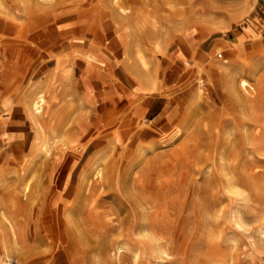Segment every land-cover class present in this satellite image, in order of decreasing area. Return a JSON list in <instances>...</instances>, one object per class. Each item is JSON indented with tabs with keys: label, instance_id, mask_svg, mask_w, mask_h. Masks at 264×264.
Wrapping results in <instances>:
<instances>
[{
	"label": "rangeland",
	"instance_id": "obj_1",
	"mask_svg": "<svg viewBox=\"0 0 264 264\" xmlns=\"http://www.w3.org/2000/svg\"><path fill=\"white\" fill-rule=\"evenodd\" d=\"M28 1L0 0V18L12 19L19 32L28 34L33 25L17 19V8L28 9L26 15L19 12L28 18L53 11L51 25L64 21L59 13L67 8L73 24L81 17L79 22L97 37L92 43L104 44L100 32L107 30L105 49L114 52L116 63L137 36L133 18L116 16L119 6L143 12L155 24L137 37L154 80L152 71L159 68L162 89L159 108H145L125 136L118 131L129 111L113 115L116 122L109 118L112 109L97 120V109L92 118L89 109V118L82 120L68 111L56 122L58 133L47 150L37 137L34 151L13 161L18 166L14 180L0 185V256H7L1 237L12 225L20 234L17 243L7 238L9 264H264V0H120L117 5L54 0L43 9L36 0ZM104 5L110 15H104ZM201 26L206 31L192 46L184 34ZM124 31L128 36L119 35ZM90 37L85 33V43ZM225 46L235 53L227 54ZM196 57L205 58V71L198 70ZM228 59L243 65L237 77L254 86L252 93L241 91L255 101L252 109L227 92V77L217 66ZM191 70L183 83L181 76ZM157 109L163 111L158 131L146 132ZM78 125L84 136H78L83 138L78 148L56 143L65 133L75 134ZM119 245L127 249L116 255Z\"/></svg>",
	"mask_w": 264,
	"mask_h": 264
},
{
	"label": "crops",
	"instance_id": "obj_2",
	"mask_svg": "<svg viewBox=\"0 0 264 264\" xmlns=\"http://www.w3.org/2000/svg\"><path fill=\"white\" fill-rule=\"evenodd\" d=\"M39 7L43 9L44 5ZM25 9V7L21 8L23 14L28 11ZM17 10L14 12L18 15L17 19H28L33 25V31L23 34L18 31L17 27L20 29L18 24L14 25L7 18H0V185L3 180H14L13 174L18 166L14 165L13 161H23L34 151L39 136L35 123L38 121L45 126L48 121H52V113L57 108L60 109L61 115L68 111L71 114H79L75 120H82L81 118L85 116L89 118V109L92 113L91 118L93 111L98 110L96 120L110 109L113 110L110 119L113 115L117 117L120 113L129 111L130 113L128 112L123 120L131 123L134 118L141 119L145 108L146 112L151 110L152 105L159 108V92L162 89L159 83V68L152 71L156 82L154 89L146 90L128 70L124 56L118 63L115 62L114 52L108 53L105 49L107 48L105 39L108 35L105 28L103 31L101 28L98 29L105 38L104 44H94L92 39L97 37L88 30L87 23H80L81 17H76L73 24L72 18L67 17V8L62 9L66 14L59 13L64 17V21L54 25H51L53 19V15L50 16L51 11L43 10L39 15L28 18L20 17L21 10L19 11L18 8ZM115 19L120 23L119 17ZM77 22L81 25L79 26ZM43 24H49L50 27H41ZM85 33L91 36L89 44L85 43ZM128 34L129 31H124L119 35L128 36ZM183 43L186 42L183 40ZM118 48L119 46L116 45L114 51ZM102 60L104 64H101ZM158 60L159 52L157 64H159ZM117 70L124 79L119 77ZM112 74L116 75L114 81L111 78ZM42 91L48 100L47 109L42 118H36L32 103ZM137 102L139 105L132 109ZM99 104H105L101 112L98 109ZM163 111L159 113L157 109L150 120L151 126L145 129L146 132L151 131L152 127L154 131H158L157 127ZM115 117L112 122H116ZM107 119L106 117L104 120ZM79 128L81 127L78 125L77 129ZM80 130L72 135L65 133L69 146L78 148L83 142L84 136L79 133ZM91 133H93L92 129L87 135H92Z\"/></svg>",
	"mask_w": 264,
	"mask_h": 264
},
{
	"label": "bare ground",
	"instance_id": "obj_3",
	"mask_svg": "<svg viewBox=\"0 0 264 264\" xmlns=\"http://www.w3.org/2000/svg\"><path fill=\"white\" fill-rule=\"evenodd\" d=\"M19 1H21L23 4H29L28 2V0H19ZM54 2V0H36V3H37V6L39 7V5H45V4H47L48 2ZM134 1V0H133ZM81 2V1H80ZM112 2H114L115 4L117 3H120V0H112ZM53 5L55 4V2L54 3H52ZM116 4V5H117ZM3 5V4H2ZM52 5V6H53ZM103 5V4H102ZM104 8H105V10H106V13L107 14H104V15H110V12L108 11V9L106 8V6L104 5L103 6ZM115 7V6H114ZM45 8V7H44ZM8 10V9H7ZM93 11V10H92ZM5 12V11H4ZM12 12V11H11ZM98 12V11H97ZM53 11H51V13H50V16H52L53 15ZM96 13V12H95ZM117 13H119L118 15L116 14V16H120L121 18H123V19H126V18H133V29H134V32L136 33L137 32V36L139 35V33L144 29V27L146 26V25H148V24H151V23H153V21L151 20V18H147L146 17V15L143 13V12H141V13H138V12H134V11H132V9H127V8H124V7H122L121 5L119 6V8H118V12ZM8 14V13H7ZM115 14V13H114ZM176 14L177 15H180L178 12H176ZM10 16H13V15H10ZM2 17H4V16H2ZM18 17V16H17ZM92 17H97V16H93L92 15ZM115 17V16H114ZM16 18V17H15ZM53 18V17H52ZM118 18V17H117ZM121 18H119V19H121ZM5 19V18H4ZM36 19V18H35ZM97 19V18H96ZM12 20V19H11ZM10 20V21H11ZM53 20V19H52ZM7 21V20H6ZM13 21H15L14 19H13ZM49 21V20H48ZM7 23V22H6ZM17 23V22H16ZM19 23V22H18ZM36 23V22H35ZM153 24H155V23H153ZM17 25V24H16ZM17 26H19V25H17ZM16 26V27H17ZM160 26H162V25H160ZM5 27V26H4ZM10 28H11V26H10ZM18 28V30H19V27H17ZM13 30V29H12ZM205 31H206V29L204 28V27H191V28H188L187 30H186V32H185V36L188 38V40L190 41V43H191V45L193 46V44H195L194 43V40H195V37L196 36H203V34L205 33ZM13 32V31H12ZM11 33V32H10ZM135 37V41H134V43L133 44H130V46L128 45L127 46V48L125 49V51H126V55H125V57H124V59H125V61H126V66L129 68L128 70L139 80V82H140V84H142L143 86H145V87H147V88H150V89H154V87H155V80L153 79V77H152V75H151V72H150V66H149V61H148V59H147V57L143 54V52H142V48H141V45H140V41H139V37ZM7 38V37H6ZM96 42V41H95ZM243 42V41H242ZM234 43V42H233ZM226 44V43H225ZM235 44V43H234ZM260 44V43H259ZM158 46H159V51H162L163 52V50L162 49H160V47H161V44L160 43H158ZM157 46V47H158ZM237 46V45H236ZM259 48L258 46H255V45H253L252 46V48H254V49H257V48ZM225 48V50L227 51V54L229 53V54H232V53H235V49L233 48V47H227V46H225L224 47ZM238 48V47H237ZM125 51L123 52V53H125ZM244 50L243 49H241V51L239 52V53H241V52H243ZM135 53H137L136 55H134ZM201 54V53H200ZM206 54V53H205ZM226 54V55H227ZM223 56V55H222ZM245 56V55H244ZM243 56V57H244ZM119 57H120V55H119ZM195 60H196V64H197V66H198V70H201V71H205V63H206V60H205V58L204 57H202V59L201 58H195ZM231 62V61H230ZM224 63H227V64H224ZM214 64V63H213ZM212 64V65H213ZM209 65H211V64H209ZM218 65V64H217ZM240 64H236L235 62H231V63H229V59L227 60V61H223V63H219V66H217V68H219V69H221L222 70V72H220L221 74L220 75H224V76H226L227 77V81H228V84H227V87H226V89H227V92L228 93H232V94H234V96L235 97H237L238 99H239V102H240V104L241 105H245V106H249V108L250 107H252V106H254V103H255V101H253L252 99H250V98H246L245 96H243V95H241V91H242V89H244V91L245 92H250L251 91V93H252V90L254 89V86L251 84V82L250 81H248L247 79H245V78H241V79H239L238 77H237V75H238V73L240 72L241 73V71H243V69H244V67H243V65H241V66H239ZM26 66V65H25ZM209 67H211V66H209ZM214 67H212L211 69H213ZM252 68V67H251ZM216 69V68H215ZM200 71V72H201ZM187 73V72H186ZM210 73H212V74H214V72H210ZM192 74H193V71L191 70V71H189V73H187V74H184L183 76H181L182 77V82L183 83H185V80H187V79H189V77H191L192 76ZM200 73H198V75H199ZM258 75V74H257ZM193 76H195V75H193ZM198 78V77H197ZM64 80V79H63ZM62 80V81H63ZM190 81V80H189ZM40 83V82H39ZM63 83V82H62ZM61 83V84H62ZM191 83V82H190ZM64 85V84H63ZM66 85V84H65ZM201 86V85H200ZM62 87V86H61ZM187 87V86H186ZM251 89V90H250ZM62 90V89H61ZM254 91V90H253ZM39 92H41V91H39ZM67 92V91H66ZM44 92L42 91V93L41 94H39V95H37V98L35 99V101L32 103V101H31V103H32V108H33V111H34V116H36V118H42V115L44 114V112H45V110H46V106H47V103H48V100H47V98H46V96L43 94ZM38 94V93H37ZM227 95H229V94H227ZM226 95V96H227ZM62 96H63V94H62ZM231 97H232V95H231ZM230 97V98H231ZM31 98V97H30ZM32 100V99H31ZM59 102V101H58ZM61 104V103H60ZM30 106V105H29ZM240 106V105H239ZM31 108V107H30ZM31 108V109H32ZM56 108V107H55ZM54 108V109H55ZM246 108V107H245ZM244 108V109H245ZM247 108L249 111H251L250 109H252V108ZM30 109V110H31ZM63 109V108H62ZM59 108H57L56 110H54L53 111V113H52V121H49V122H47L46 124H45V126L43 125V124H40L38 121L35 123L36 124V126H37V132H38V134H39V136H38V134H37V136H38V141H39V143H41V144H43V147H44V149H48V147H49V141H50V139H51V136H53V137H56V135H57V125H56V122H58L59 121V119H60V116H61V114H60V112H59ZM253 110H255L254 108H253ZM252 110V111H253ZM32 111V110H31ZM229 111V110H228ZM245 112H246V110H244ZM62 113H63V111H61ZM132 114V113H131ZM247 114V113H246ZM133 115V114H132ZM32 117H33V113H32ZM31 117V118H32ZM62 117V116H61ZM36 118H35V120H36ZM247 118H248V114H247ZM39 120H41V119H39ZM43 121V120H42ZM41 122V121H40ZM34 124V125H35ZM61 124V123H60ZM35 126V127H36ZM128 127H130V124H129V122L128 121H125L124 123H122L121 125H120V128L119 129H121V131H118V133H120L122 136H125V134L127 135V134H129L131 131H130V129L128 128ZM244 127H246V126H244ZM249 127H250V125H249ZM230 128V127H229ZM246 128H248V126L246 127ZM264 128V127H263ZM249 129V128H248ZM248 129H245V130H247L248 131ZM132 130V129H131ZM250 130V129H249ZM259 130V129H258ZM46 131H48V132H46ZM261 131H263L262 129L260 130V132ZM246 132V131H245ZM256 132V131H255ZM259 132V131H258ZM259 132V133H260ZM116 133V132H115ZM248 133V132H247ZM257 133V132H256ZM255 133V134H256ZM258 135V134H257ZM260 135V134H259ZM258 135V136H259ZM61 143L62 144V147L65 149V148H70L71 146H69L68 145V143L66 142V138H63V137H59V138H57V140H56V143ZM255 143V142H254ZM260 144H261V142H260ZM263 144V143H262ZM264 145V144H263ZM37 148H38V146H37ZM36 148V149H37ZM35 152H36V150H35ZM248 153V152H247ZM263 153V152H262ZM100 172V171H99ZM99 174V173H98ZM225 177V176H224ZM95 179V178H94ZM231 179V178H230ZM136 184V183H135ZM140 185V184H139ZM136 186V185H135ZM134 187V186H133ZM137 187V186H136ZM231 188V187H230ZM121 196V195H120ZM112 200V199H111ZM109 203V202H108ZM112 205V204H111ZM260 206H262V205H260ZM1 207V206H0ZM264 207V206H263ZM2 209V208H1ZM256 209H258V208H256ZM4 214V213H3ZM2 214V215H3ZM62 214V213H61ZM239 215V214H238ZM4 216H5V214H4ZM6 217V216H5ZM84 217V216H83ZM7 219H8V215H7ZM13 219V218H12ZM1 220H2V218H1ZM110 220V219H109ZM112 220V219H111ZM217 220V219H216ZM242 220V219H241ZM3 221V220H2ZM1 221V222H2ZM10 221H11V219H10ZM108 221V220H107ZM241 222V221H240ZM106 223H110V222H106ZM105 222H104V224H106ZM2 224V223H1ZM14 225V224H13ZM145 225V224H144ZM4 226H6V225H4ZM9 226V225H8ZM11 226V228H10V233L8 234V236L7 235H4V237H1V241H2V245H3V247L5 248V251H6V254H7V256H6V258L5 257H3V256H0V264H9L7 261H8V258H9V252H8V248H7V246L5 245L6 244V241H7V238L9 239L8 241H11L12 243H17L18 242V235L17 234H20L19 233V231H17L16 232V229H13V226L12 225H10ZM9 226V227H10ZM104 227H105V225H103ZM0 227H2V226H0ZM46 227V226H45ZM49 227V226H48ZM48 227H47V229H48ZM109 227V226H108ZM107 227V229L106 230H108L109 228ZM3 228V227H2ZM16 228V227H15ZM22 228V227H21ZM147 228V227H146ZM7 229V228H6ZM56 229V228H55ZM143 229H145V228H143ZM149 229V228H148ZM152 229V228H151ZM191 229V228H190ZM59 230H60V228H59ZM105 230V231H106ZM149 231V230H148ZM152 231H150V233H151ZM185 232V231H184ZM212 232V231H211ZM107 234L109 233V231L108 232H106ZM105 233V234H106ZM262 233H264V230L262 231ZM60 234H63L62 233V230H60ZM147 234V233H146ZM152 234V233H151ZM220 234V233H219ZM145 235V234H144ZM160 235V234H159ZM263 235V234H262ZM103 236H105L104 234H103ZM162 235H160V237H161ZM215 236V235H214ZM163 237V236H162ZM263 237V236H262ZM22 238V237H21ZM164 238V240L163 241H165V236L163 237ZM253 238H254V236H253ZM252 238V239H253ZM63 239H64V237H63ZM66 239V238H65ZM214 239V238H213ZM63 241V240H62ZM150 241V240H149ZM161 241V240H160ZM109 243V242H108ZM117 243V242H116ZM118 243H120V241L118 242ZM117 243V244H118ZM121 243H122V241H121ZM154 243V242H153ZM157 243V242H156ZM155 243V244H156ZM159 243V242H158ZM162 243V242H161ZM254 243V242H253ZM108 246H110V245H108ZM113 246V245H112ZM117 246V245H116ZM125 246V245H124ZM123 245H119L118 247H117V252H115L116 253V255H117V253H118V251L120 252L122 249H124L125 247H124ZM162 246H164V244L162 245ZM2 247V246H1ZM19 247V246H18ZM114 247H115V244H114ZM156 247V246H155ZM157 247H160V246H157ZM156 247V248H157ZM169 247V246H168ZM164 248V247H163ZM107 249V248H106ZM125 249H127V248H125ZM110 249L108 248V251H109ZM158 250V249H157ZM165 250V249H164ZM162 251L163 252V254L165 253V251ZM159 251V250H158ZM110 252V251H109ZM114 252V251H113ZM112 252V253H113ZM158 253V252H157ZM161 253V252H160ZM217 253V252H216ZM3 254V253H2ZM70 254V253H69ZM169 253H167V255H168ZM159 255V254H158ZM167 255H164V257L165 256H167ZM170 255V254H169ZM131 256V255H130ZM33 257V256H32ZM220 256H218V258H219ZM162 258V257H161ZM161 258H160V260H161ZM165 258H167V257H165ZM215 258V257H214ZM213 258V259H214ZM217 258V257H216ZM215 258V259H216ZM212 259V260H213ZM218 261V260H217ZM222 262V261H221ZM220 264V263H219Z\"/></svg>",
	"mask_w": 264,
	"mask_h": 264
}]
</instances>
